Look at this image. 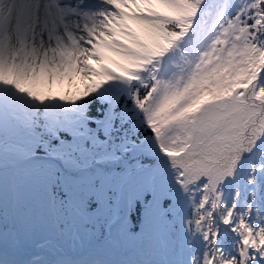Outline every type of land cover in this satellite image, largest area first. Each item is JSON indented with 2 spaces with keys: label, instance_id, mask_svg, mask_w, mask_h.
<instances>
[{
  "label": "snow or ice",
  "instance_id": "snow-or-ice-1",
  "mask_svg": "<svg viewBox=\"0 0 264 264\" xmlns=\"http://www.w3.org/2000/svg\"><path fill=\"white\" fill-rule=\"evenodd\" d=\"M0 264H264V0H0Z\"/></svg>",
  "mask_w": 264,
  "mask_h": 264
}]
</instances>
